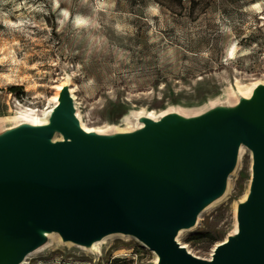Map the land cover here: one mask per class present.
Instances as JSON below:
<instances>
[{
  "label": "rangeland",
  "instance_id": "374dc122",
  "mask_svg": "<svg viewBox=\"0 0 264 264\" xmlns=\"http://www.w3.org/2000/svg\"><path fill=\"white\" fill-rule=\"evenodd\" d=\"M61 82L75 91L78 122L99 137L137 135L166 119L236 115L264 83V0H0L1 139L31 127L28 109L53 108ZM240 148L223 190L177 234L205 262L239 233L253 179V154ZM67 242L53 234L19 264H159L129 235L100 238L101 251Z\"/></svg>",
  "mask_w": 264,
  "mask_h": 264
},
{
  "label": "water",
  "instance_id": "95a60500",
  "mask_svg": "<svg viewBox=\"0 0 264 264\" xmlns=\"http://www.w3.org/2000/svg\"><path fill=\"white\" fill-rule=\"evenodd\" d=\"M147 125L118 140L87 134L65 91L51 126L0 137V264L25 259L46 239L39 229L84 245L129 235L159 264H264V83L236 115ZM56 132L63 141L52 140ZM241 144L253 154V179L239 233L205 262L176 237L223 190Z\"/></svg>",
  "mask_w": 264,
  "mask_h": 264
},
{
  "label": "bare ground",
  "instance_id": "6f19581e",
  "mask_svg": "<svg viewBox=\"0 0 264 264\" xmlns=\"http://www.w3.org/2000/svg\"><path fill=\"white\" fill-rule=\"evenodd\" d=\"M69 77V76H68ZM68 79V78H67ZM65 81V80H64ZM68 82V81H67ZM67 82H65V83H62V84H60V85H58V86H56L55 88H56V90H57V92L55 93V96L53 97V101H54V103H55V105H54V107L53 108H51V109H49L48 111H44L43 112V114L42 115H39L38 113H37V111H35V110H29L28 109V111H26V113H25V117H24V123H25V126L26 125H28V126H31V127H33V128H44V127H48V126H51V118H52V115H53V113H54V111H55V109H56V107H58L59 105H60V103H61V96H62V94L65 92V91H68V93H69V95L71 96V98H72V100H73V102L75 101V96L73 95V92H75L73 89H71V88H69L68 87V84H67ZM71 82V81H70ZM261 84H263V83H261ZM240 92V91H239ZM249 92V91H248ZM247 92V93H248ZM246 93V92H245ZM244 93V94H245ZM74 106H75V102H74ZM48 109V108H47ZM77 113V112H76ZM24 114V113H23ZM75 116H76V114H75ZM80 121V120H79ZM81 123V122H80ZM79 123V127H80V129L82 130V131H84L85 133H87V134H91V133H93L94 131L93 130H91V129H89V128H87V127H85L86 126V124H85V126L81 123L80 124ZM126 131V129H118L117 130V133H119V134H123V133H126L125 132ZM100 133V132H99ZM58 139V138H57ZM57 141V140H56ZM59 141H63V139L61 138V139H59ZM240 150L242 151V148H240ZM241 153V152H240ZM248 196H249V193H247L246 195H245V197H244V200L246 201L247 200V198H248ZM244 201V202H245ZM185 229H183V230H180L179 231V233L181 232L182 233V231H184ZM236 232H239V227H238V229H236ZM38 233L39 234H41L43 237H45L46 239L47 238H49L51 235H53V234H57L58 235V233H56V232H49V231H47V230H42V229H39L38 230ZM121 235H124V234H121ZM180 236V235H179ZM131 237V236H130ZM107 238V237H106ZM105 238V239H106ZM178 238L176 237V240H177ZM105 241V240H104ZM178 241V240H177ZM68 244H72L73 242H67ZM100 243L101 242H93V244L91 245V247H92V249L93 250H98V251H101V250H99V248H100ZM158 260H160L159 259V257H158ZM25 264V263H24Z\"/></svg>",
  "mask_w": 264,
  "mask_h": 264
},
{
  "label": "clouds",
  "instance_id": "9594fccd",
  "mask_svg": "<svg viewBox=\"0 0 264 264\" xmlns=\"http://www.w3.org/2000/svg\"><path fill=\"white\" fill-rule=\"evenodd\" d=\"M256 7L259 8L260 6L257 5ZM153 11H155V9H153ZM63 15L67 18L69 16V13L68 12H64ZM86 23H87V21L82 20V19H77L76 20L77 26H80V25H83V24H86ZM235 52H236V48H235V46H233V48L229 52V57L230 58H234Z\"/></svg>",
  "mask_w": 264,
  "mask_h": 264
}]
</instances>
